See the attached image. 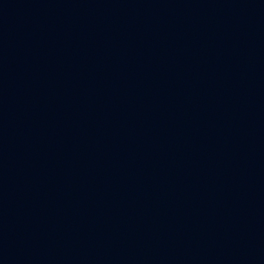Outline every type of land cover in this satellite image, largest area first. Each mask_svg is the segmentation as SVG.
Listing matches in <instances>:
<instances>
[{
    "label": "water",
    "instance_id": "1",
    "mask_svg": "<svg viewBox=\"0 0 264 264\" xmlns=\"http://www.w3.org/2000/svg\"><path fill=\"white\" fill-rule=\"evenodd\" d=\"M0 264H264V0H0Z\"/></svg>",
    "mask_w": 264,
    "mask_h": 264
}]
</instances>
